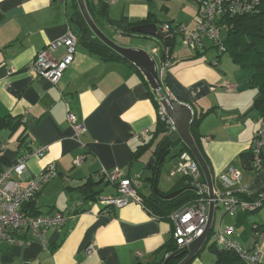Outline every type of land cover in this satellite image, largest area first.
<instances>
[{
  "label": "crops",
  "instance_id": "1",
  "mask_svg": "<svg viewBox=\"0 0 264 264\" xmlns=\"http://www.w3.org/2000/svg\"><path fill=\"white\" fill-rule=\"evenodd\" d=\"M90 1L93 6L105 5L106 15L101 18L108 35L124 36L116 30L119 21L147 20L145 24L162 29L165 24H182L192 31L201 19L196 0ZM75 10V0H0V172L38 147H47L44 158H27L28 177L22 186L55 162L59 175L44 186L32 206L39 214L62 213L67 218L62 228L49 229L43 238L29 235L26 244L0 243V264H161L173 239L170 222L154 220L135 202L114 209L104 206L100 198L118 195L116 185L97 184L94 198L83 190L89 178L104 170L137 178L145 197L155 193V184L164 194L186 184V177L178 172L176 147L163 154L170 152L162 164L156 155L161 141L174 133L158 131V110L150 96L153 91L158 98L157 92L135 65L136 69L121 61H103L81 42L58 84L33 70L39 52L63 37L68 26L77 30L71 20ZM149 41L141 48L153 54L159 68L169 56L170 66L160 76L163 94L193 109L214 189L232 190L221 176L235 168L242 171L241 185L254 193L263 191L264 156L262 168L255 169L251 153V141L261 124L253 110L259 96L251 84L253 71L239 66L227 52L228 57L211 52L218 47L208 38L199 50L187 53L175 41L165 59L160 47ZM63 53L59 49L56 56ZM227 83L235 84L236 90L229 92ZM68 109L84 122L85 134L75 136ZM79 157L83 162L77 165ZM165 168L175 175H163ZM251 214L215 207L213 231L189 264H227L220 263L214 248L219 226L234 227L236 242L253 250L254 229L264 233V207ZM91 246L93 252L88 254ZM261 259L264 263V240Z\"/></svg>",
  "mask_w": 264,
  "mask_h": 264
},
{
  "label": "built area",
  "instance_id": "2",
  "mask_svg": "<svg viewBox=\"0 0 264 264\" xmlns=\"http://www.w3.org/2000/svg\"><path fill=\"white\" fill-rule=\"evenodd\" d=\"M118 1V0H116ZM143 1V0H123ZM200 7L201 19L195 30L189 31L185 25L165 24L164 31L169 32L173 37L181 35L185 45L191 50H199L203 46V40H212L221 52H225L223 41L220 36L221 20L227 16H238L256 12L259 0H196ZM79 38L72 26H68L65 35L50 43L44 50L39 52L33 62V70L43 79L56 85L62 79L65 71L75 60L76 47ZM64 49L61 57L56 53ZM170 66L169 59H165L159 68L160 76L164 75L165 69ZM225 88L229 92L236 90V85L227 83ZM159 102L163 98V92L157 91ZM159 116L166 123L170 133L176 132V128L166 115L162 107ZM67 120L72 127L75 136L79 137L86 133L87 128L84 122L70 109L67 111ZM26 117L23 118V122ZM5 147V146H4ZM48 152L45 146L38 147L28 157L44 158ZM251 152L253 155V166L261 169L264 156V120L251 141ZM20 160L0 172V243L4 246L29 243L27 236L43 238L44 234L51 228H62L67 218L62 213L30 215L24 210L26 204L34 200L42 191L44 186L59 175L55 162H50L42 170L38 178L30 179L26 187L22 181L28 177L27 158ZM178 172L189 179L191 186L201 196L198 200L189 203L174 212L170 220L173 224L172 237L178 249L188 248L196 239L201 237L209 220V204L214 202L215 207L220 206L226 213H234L239 209L247 213H254L264 207V190L254 193L248 186L240 184L242 171L230 168L221 176V179L233 188L221 192L214 189V199L209 197V187L202 181V173L197 162L189 152L181 154ZM83 157L76 160L80 165ZM175 171L171 172V176ZM103 178L105 182L117 185L119 193L116 196L101 197L100 201L104 206L111 209L125 207L131 202L143 205L139 192L140 182L137 178H126L119 170L109 172L104 170L94 175V179ZM238 185V188L235 187ZM154 218V217H153ZM156 220V218H154ZM234 227H218L214 232L215 244L221 250L236 253L243 264H264L261 259V242L264 240V233L256 232L257 241L253 250H248L236 242L233 237ZM93 247L87 249L91 254ZM168 254L167 257H169Z\"/></svg>",
  "mask_w": 264,
  "mask_h": 264
},
{
  "label": "trees",
  "instance_id": "3",
  "mask_svg": "<svg viewBox=\"0 0 264 264\" xmlns=\"http://www.w3.org/2000/svg\"><path fill=\"white\" fill-rule=\"evenodd\" d=\"M85 1L87 8L97 26L110 39L113 40L112 36L108 35L105 32L103 19L101 18L103 15H106L105 5L101 4L100 6H93L90 0ZM75 7L76 10L71 20L77 25V30H75V33L79 38V42H81L85 47L89 49L91 53H93L103 61H121L129 64L130 66L136 69V67L132 63H130L118 53H116L114 50L105 45L92 32L80 11L77 0H75ZM145 23H147V20H139L131 23H123L119 21L115 24V27L119 34L125 36V34L132 32L131 29L134 26L142 25ZM220 24L222 28L226 27L229 32L227 40L223 41L225 52L229 53L235 63H237L239 66L253 71L251 84L259 91V96L255 101L253 110L259 115V118L262 122L264 120V0H259V6L256 12L238 16H227L221 20ZM166 59H169V56H167ZM150 96L152 102L158 110L159 115V110L161 108L159 97L156 98V93L153 91H150ZM197 125L198 122L194 120L191 132L198 145V148L204 156V151L202 149L199 135L197 132ZM158 131L162 133H167L168 131L166 123L162 121L160 116L158 121ZM172 147L177 148L176 153L179 157L183 152L190 153V151L181 141L180 138L175 141L170 138L169 135H167L161 141L156 150L158 161L161 159L163 154ZM201 175L202 181L206 183L203 173ZM102 182H105L103 178L97 180L94 179V176H92L91 178H89L87 184L84 185L83 190L88 197L94 198L97 193L95 194L93 189L96 187L97 184ZM105 183L110 184L108 182ZM178 190H184V192L173 200H164L155 193H152L149 197L142 196L140 193L143 201V206L154 218H156V220H164L172 224L170 217L174 212L178 211L185 205L201 198V196L189 183L188 178H186V184H183L182 187ZM32 201L27 204V210L25 208L24 210L32 216L40 215L32 206ZM254 230L258 232L259 228L256 227ZM214 248L219 256L220 263L224 262L227 264H243V262L236 253L221 250L216 246V244L214 245ZM186 253L187 248L178 249V247L174 243V240L172 239V242L169 244L166 253L167 255H170L161 264H165L166 261V264H179L186 257Z\"/></svg>",
  "mask_w": 264,
  "mask_h": 264
},
{
  "label": "water",
  "instance_id": "4",
  "mask_svg": "<svg viewBox=\"0 0 264 264\" xmlns=\"http://www.w3.org/2000/svg\"><path fill=\"white\" fill-rule=\"evenodd\" d=\"M77 2L83 17L86 23L88 24L89 28L92 30V32L105 45H107L109 48L114 50L124 59L135 65L145 76L152 90L156 92L161 91L162 83L159 72V66L153 54L150 53L148 50L140 47L121 46L118 43H116L114 40L110 39L95 23L94 19L92 18L87 8L85 0H77ZM131 31H132L131 33L125 34V37H132V38L138 37L146 40H152L162 50L164 59L166 55L171 53L173 48L175 47L176 39L169 32H165L162 28H160L156 24L137 25L134 26L131 29ZM160 105L162 109L165 111L168 118L171 120L174 127L176 128V132L179 138L188 148L194 160L197 162L198 166L200 167L207 182V185L209 187V197L211 200H213L214 182H213L212 173L202 152L198 148V145L191 132L192 124L194 122L193 109L188 104L180 102L177 99H175L173 96L168 95L166 93L163 94V98L160 101ZM169 153L170 152H167L161 158L160 164L164 162L165 158L169 155ZM154 192L156 195H158L160 198L164 200H173L178 196H180L184 192V190H177L170 194H164L158 189L157 184H155ZM209 206H210L209 220L204 234L188 246L186 257L179 264H189L190 262H192L196 258L200 250L204 247L211 232L213 231L214 210H215L214 202L211 201Z\"/></svg>",
  "mask_w": 264,
  "mask_h": 264
},
{
  "label": "rangeland",
  "instance_id": "5",
  "mask_svg": "<svg viewBox=\"0 0 264 264\" xmlns=\"http://www.w3.org/2000/svg\"><path fill=\"white\" fill-rule=\"evenodd\" d=\"M188 29V28H187ZM189 30V29H188ZM191 31V30H189ZM228 30L226 27H223L221 29V32H220V36H221V39L223 41L227 40L228 38ZM113 38V40L118 43L119 45L121 46H125V47H129V46H136V47H140L141 46H145L147 47V44L150 42L149 40H146V39H143V38H138V37H125V36H120L118 34H114V33H111L110 34ZM176 44H177V47H179L183 52H192L189 48L186 47L185 45V42H184V39L181 35H178L177 38H176ZM211 52H214L216 54H224L228 57V54L224 53V52H220L217 48L215 49H210ZM173 133V132H172ZM177 137L176 133L174 132L173 133V136L172 138H175ZM175 150H177V148H175ZM174 150V151H175ZM167 168H165L164 172H163V175L165 174L166 176H168L169 174L171 175V172L170 171H167L166 170ZM169 175V176H170ZM250 216H253V214L249 213ZM211 242L213 241V238H211L210 240Z\"/></svg>",
  "mask_w": 264,
  "mask_h": 264
}]
</instances>
